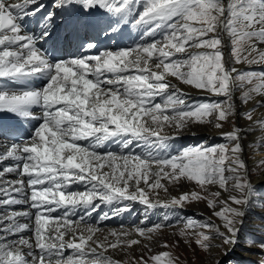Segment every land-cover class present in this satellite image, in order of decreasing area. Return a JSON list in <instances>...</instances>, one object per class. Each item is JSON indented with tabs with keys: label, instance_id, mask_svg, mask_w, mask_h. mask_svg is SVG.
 Segmentation results:
<instances>
[{
	"label": "snow or ice",
	"instance_id": "snow-or-ice-1",
	"mask_svg": "<svg viewBox=\"0 0 264 264\" xmlns=\"http://www.w3.org/2000/svg\"><path fill=\"white\" fill-rule=\"evenodd\" d=\"M0 149V264H264V0H0Z\"/></svg>",
	"mask_w": 264,
	"mask_h": 264
},
{
	"label": "rangeland",
	"instance_id": "rangeland-1",
	"mask_svg": "<svg viewBox=\"0 0 264 264\" xmlns=\"http://www.w3.org/2000/svg\"><path fill=\"white\" fill-rule=\"evenodd\" d=\"M226 54H227V50H226ZM242 69H248V70H254V71H260L262 70L260 67H256V66H248V67H243ZM192 100L194 101H207V100H214V99H217L216 97H213V96H207V95H202V96H194V97H191ZM227 130V128H226ZM193 141H191L190 143L188 141H184V140H176L174 142L175 144V147L176 148H180V147H184V146H190V145H197V144H201V143H204V144H208V145H214V144H218V143H223L224 141L221 140V138L219 139H205L203 137H200L199 138H193ZM181 142V143H180ZM194 188L188 186L186 188H184V190H172L171 194L172 195H175V196H178L181 191H191L193 190ZM153 198H156L155 196ZM160 199V195L158 197ZM165 198H168L167 196ZM194 204H197V203H193V204H190V205H194ZM203 206H202V205ZM188 205V206H190ZM199 205H201L199 211L195 210V209H191V208H188L187 206V209L186 210H182V209H179V208H175V207H172V208H162V207H156V208H153V209H150V211H146L145 215H146V220L147 221H144L143 217H141L140 219H135L137 220L136 222H134V224H131V225H128V226H147V227H151L154 223H157V222H165L164 218L165 216L167 215L168 217V220L166 221V223H172V224H176L179 222L180 219L186 217V216H191L195 219H200V220H203L202 217H200L201 214H207L208 216L210 215V212L209 210L207 209L206 205L204 203H199ZM141 207V206H139ZM103 211V210H102ZM198 212V213H197ZM197 214V215H196ZM134 220V221H135ZM144 221V223L141 225V221ZM103 227H110V228H113L111 226H107L104 224H102ZM122 226V225H121ZM121 226H119L121 228ZM124 227H127L126 225L123 224ZM172 230V231H171ZM169 229V228H165L164 232L161 233V238L162 239H167L169 240L170 242L174 239L172 236H171V233L174 231V229ZM104 234H102L101 236H103ZM174 251V254L175 255H178L180 257V264H199L200 260H203L204 259V256L202 253H197L196 256L194 257L191 253V251L189 249H187L182 243L180 244V247L177 248V249H173Z\"/></svg>",
	"mask_w": 264,
	"mask_h": 264
},
{
	"label": "bare ground",
	"instance_id": "bare-ground-1",
	"mask_svg": "<svg viewBox=\"0 0 264 264\" xmlns=\"http://www.w3.org/2000/svg\"><path fill=\"white\" fill-rule=\"evenodd\" d=\"M44 2H47V0H44ZM248 67L247 65H244V66H241V65H237V67L238 68H243V67ZM256 67H259V66H256ZM202 95H204V94H196L195 92H193L192 93V95H191V97H194V96H202ZM197 131V135L196 136H192V135H184V136H182L181 137V140H184V141H188L189 143L191 142V141H193V142H195L194 140H193V138H199L200 139V137H203V138H205V139H219L220 137L219 136H217V135H214V134H212V133H210V132H207V131H203V130H200V129H197L196 130ZM180 140V139H179ZM181 143V142H180ZM186 187H188V185H185L182 189H178V190H184V188H186ZM193 190H195V189H193ZM166 197V194L163 192V191H160V200H165V199H167V198H165ZM155 199V198H154ZM126 204H128L129 205V210L128 211H126V212H123L121 215H119V216H116V217H111L110 219H108V220H106V221H104L102 224H104V226L105 225H109V226H111V227H113V228H111V229H120V227L119 226H121V225H123V223H125L124 225H126L127 227H128V225H131V224H134V222H136L137 220H135V219H140L141 217H143V219H144V217H145V219H144V221H147L146 220V215H145V213H146V211H150V209H148V208H146L144 205H142V204H140V203H138V202H125ZM202 205V204H201ZM201 205H199V203H197V204H194V205H190V206H188V208H191L192 210L193 209H195L196 211L198 210L199 211V209H200V207H201ZM139 206H141V207H139ZM203 206V205H202ZM15 207H18V206H15ZM197 208H199V209H197ZM108 207H106V206H101V211L98 213V214H96V215H94L93 217H92V220L93 221H95L96 219H97V217H98V215H100V213L102 212V210L104 211V210H106V211H108ZM187 209V207H185V208H183L182 210L184 211V210H186ZM194 211V210H193ZM198 213V212H197ZM197 215V214H196ZM200 217H202L203 218V220L204 219H207L209 216L207 215V214H201L200 215ZM124 219V220H123ZM142 219V218H141ZM135 220V221H134ZM141 221V220H140ZM143 221V222H144ZM101 224V226L103 227V225ZM142 225V224H141ZM140 226V225H139ZM110 227H104L103 228V232L102 233H99L98 235H102V234H104V235H106L107 234V231H108V229H109ZM171 230V229H170ZM172 231V230H171ZM117 258H123V257H117Z\"/></svg>",
	"mask_w": 264,
	"mask_h": 264
}]
</instances>
